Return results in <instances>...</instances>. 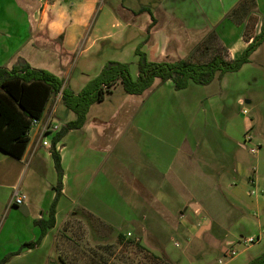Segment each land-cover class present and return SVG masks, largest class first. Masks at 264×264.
<instances>
[{
	"label": "crops",
	"instance_id": "1",
	"mask_svg": "<svg viewBox=\"0 0 264 264\" xmlns=\"http://www.w3.org/2000/svg\"><path fill=\"white\" fill-rule=\"evenodd\" d=\"M96 2L90 0L89 12L75 14L76 22L57 32L64 39L53 51L41 39L52 36L51 26L41 29L51 0H0V67L11 68L21 58L33 68L63 74L61 57L77 49L83 54L80 76L61 80L78 93L92 79L85 73L102 69L91 58L99 42L119 45L124 37L149 60L164 61L205 52L214 33L225 58L232 59L264 27V0L240 9L241 0H160L153 8L120 7L141 41L132 32L99 39L87 30ZM251 19L255 32L245 34ZM46 53L48 61L39 63ZM257 67H264V43L236 73H251L246 85L252 86L261 76L255 75ZM228 74L205 85L212 86L209 94H189L188 103L182 96L196 84L173 92L171 81L155 79L142 94L127 95L117 86L92 104L84 125L55 145L63 169L55 223L37 244L22 247L39 239L36 221L48 219L56 194L57 173L50 148L39 141L40 127L48 118L59 129L75 119L60 94L51 99L23 156L15 159L0 150V260L10 256L3 264H99L105 246L111 245L114 255L116 239L143 249L154 245L152 251L172 264H219L244 233L261 230L264 223L251 213L264 208V198L247 192L255 168L244 155L257 153L251 155L242 140L247 130L255 131L256 107L264 117V101L254 88L244 98V81L226 80ZM252 103L248 118L241 110ZM16 193L25 195L22 205L14 204Z\"/></svg>",
	"mask_w": 264,
	"mask_h": 264
},
{
	"label": "trees",
	"instance_id": "2",
	"mask_svg": "<svg viewBox=\"0 0 264 264\" xmlns=\"http://www.w3.org/2000/svg\"><path fill=\"white\" fill-rule=\"evenodd\" d=\"M249 1L254 0H241L237 8H247ZM148 12L154 23L152 13ZM211 35L215 38L214 33ZM247 42V46L235 58L226 59L225 51L219 52L214 48L210 58L200 62L190 57L151 61L141 47L137 46L134 51L138 57L135 77L132 76L128 63L108 61L78 93L63 87L62 80L55 74L44 69L33 68L21 58L11 68L0 67V150L6 154L15 159L23 156L29 143L32 122L42 118L47 104L56 95L60 94L62 104L75 113V119L63 125L51 138L50 152L57 173V184L54 187L56 194L48 219L36 221L40 227L39 239L34 243H26L22 247L37 244L55 223V205L61 194L63 177L60 155L55 145L68 131L80 129L84 125L87 112L92 104L103 101L104 97L117 86H120L127 95L142 94L152 86L155 79H159L161 83L171 81L176 91L187 88L191 83L201 86L208 85L216 77L239 71L244 64L250 61L253 52L264 43V27H261L259 33ZM202 43L197 46V49H200ZM9 257V255L5 256L0 260V264L5 263ZM155 259L160 264H172L163 256ZM245 264H264V252Z\"/></svg>",
	"mask_w": 264,
	"mask_h": 264
},
{
	"label": "rangeland",
	"instance_id": "3",
	"mask_svg": "<svg viewBox=\"0 0 264 264\" xmlns=\"http://www.w3.org/2000/svg\"><path fill=\"white\" fill-rule=\"evenodd\" d=\"M160 0H97V4L93 10V16L91 19L90 27L88 34L90 37H97L99 39L103 38V36L111 35L114 38L124 35L125 32L127 33H134L137 35V41H141L142 35L139 34L136 27L133 25H126V17L125 14L122 13V8H130V9H138L139 7L145 6L148 8H153ZM90 0H51L49 5L48 11L46 12V21L44 25L41 26L46 30L50 26L52 28V36H47L41 38L46 40L47 43H51V47L53 51H56L57 48L61 47L63 41V33L62 35H57L59 30L65 31L66 28L76 22L75 14L77 15H84L86 12H89V5L88 3ZM34 6V5H33ZM125 17V18H124ZM91 18V16H90ZM254 20H248L246 27H245V34H251L255 32V24ZM86 30V31H87ZM207 46L209 47L208 50L205 52L198 51L196 54H191V58L194 61H206L210 58V54H212V50L215 48L219 52H223L221 50V44L216 42L211 35L207 37ZM219 43V44H218ZM99 49L96 54H94L91 58L94 60V63L97 67H103L105 63L108 61H119L123 63H128L130 67V72L134 77L137 71V57L134 55V49L137 48V44L135 42L127 41L123 37V42L119 45L117 44H109L107 42H99ZM132 48V51L129 49ZM50 53L44 54L42 57L39 58L38 62L46 63L48 61V57ZM82 56L77 49H74V52H66L60 59V67H63V74L60 72L51 71L48 67L43 66V69L51 71L55 73L60 79H63L65 83L68 79H76L80 76V67L82 62ZM60 58V57H59ZM50 66L56 64L55 58L52 57L49 60ZM100 71V70H99ZM98 71V72H99ZM255 75L260 74L257 77V81L252 86H247L250 80H253L250 75L251 73H231L227 75L226 80H238L244 81L243 93L242 96L245 98L247 97V90L254 88L256 89L259 94L261 95V101H264V67H257L255 70ZM97 72V74H98ZM88 79L95 77V69L92 72H86ZM254 75V76H255ZM212 90V86H201V85H191L190 91L184 93L183 100L184 102L189 101V94L199 95V94H209ZM117 91H121L120 87L117 88ZM177 92V91H173ZM176 95L178 93H175ZM107 96V95H106ZM109 96V95H108ZM233 97H229V103H232ZM262 103V102H261ZM260 104V102L258 103ZM252 104H245V108L248 110V114L246 117H250L249 111L252 113ZM232 106V105H231ZM255 106V105H254ZM241 106L237 108L234 107L233 111H239ZM257 113H255L254 119L256 122L255 131L252 132L253 135V144L260 143V147L257 151L256 157H251L244 152L245 158L249 159L250 164L254 166L255 172H251L248 174L249 178L254 179L255 187L254 189L257 192V196H262L264 198V117H262L261 112L258 108H255ZM230 110V109H229ZM245 116V115H244ZM255 133V134H254ZM247 180V192L250 189V185L248 184ZM252 198L256 196L250 195ZM248 212V211H247ZM249 213V212H248ZM255 215L257 218L260 219L262 223H264V208L258 210L257 213H251V215ZM260 231V232H259ZM260 236V239L256 241L254 244L248 246L247 248L238 247V254L230 261V264H244L250 257H256L260 253L264 252V225H262L261 230L254 228L252 230H248V232L244 233V238L246 237H256ZM114 246V255H111L112 246L110 245L107 249L105 246L106 251H104V256L100 257L98 260L99 264H160L158 260L155 258H160V255H157L152 249L155 247L154 245H149L148 249L144 247L141 248L139 245L130 243L127 241H121L119 239L115 240ZM169 247L175 251V248L172 246L170 242ZM108 250V251H107ZM160 254V251L157 252ZM154 257V258H153ZM247 263V262H246Z\"/></svg>",
	"mask_w": 264,
	"mask_h": 264
},
{
	"label": "built area",
	"instance_id": "4",
	"mask_svg": "<svg viewBox=\"0 0 264 264\" xmlns=\"http://www.w3.org/2000/svg\"><path fill=\"white\" fill-rule=\"evenodd\" d=\"M241 113L243 115H247L248 114V110L246 108L241 110ZM39 120H34L31 124L30 127V132L32 131V129L34 127H36L39 124ZM59 130V128L53 124L51 122V119H47L40 127L39 130V141L43 146H47L50 148L51 146V142L48 138H52L56 132ZM29 132V135H30ZM253 135L251 133L250 130H247L244 135H243V140L242 143L243 145L248 149L249 153L251 155H255L259 149V144H253ZM254 179L251 177L248 180V184L250 185V189L248 191L249 195H257L256 190L254 189L255 187V183H254ZM25 200V195L24 194H19L16 193L15 197H14V204L19 206L22 205L24 203ZM260 239V236H256V237H246V238H241L239 239L237 242H235L233 245H231L225 252L223 257L218 260L219 264H222L224 261L227 260H231L232 258H234L237 254H238V247H243V248H247L248 246L254 244L256 241H258ZM177 245V244H176Z\"/></svg>",
	"mask_w": 264,
	"mask_h": 264
}]
</instances>
